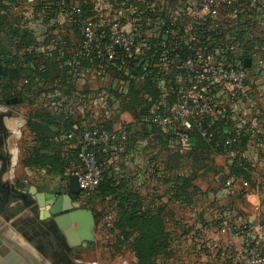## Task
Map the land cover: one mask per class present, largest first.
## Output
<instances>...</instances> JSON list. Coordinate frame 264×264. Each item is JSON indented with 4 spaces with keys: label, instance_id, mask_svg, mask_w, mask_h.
<instances>
[{
    "label": "built area",
    "instance_id": "2783aa9c",
    "mask_svg": "<svg viewBox=\"0 0 264 264\" xmlns=\"http://www.w3.org/2000/svg\"><path fill=\"white\" fill-rule=\"evenodd\" d=\"M17 1L32 5L36 0ZM114 1L117 17L90 14L80 0H50L37 19L45 21L53 41L61 39L66 24L77 31L76 65L86 58L98 61L95 71L104 64L114 65L129 77L126 85L133 78L154 88L153 96L144 93L150 102L149 114L138 124L156 127L173 145L189 144L196 130L221 148L230 164L248 171L254 152L264 148V44L251 32L237 44V35L231 33L249 20L264 33V0ZM109 18H113L112 26L106 28L102 23ZM32 23L26 5L20 25L31 29ZM206 26L224 35L222 43L206 44ZM166 76H171L173 85L166 86ZM75 105L82 108L78 102ZM79 124V166L72 173L77 175L81 193H89L102 179L96 149L108 151L115 163L136 125L126 122L108 129L89 126L83 119ZM219 128L223 139L217 137ZM236 184L247 187L249 182L227 169L223 190L233 191ZM236 221L218 222L222 233L233 231L240 241L239 247L219 253L228 264H264V221Z\"/></svg>",
    "mask_w": 264,
    "mask_h": 264
},
{
    "label": "rangeland",
    "instance_id": "374dc122",
    "mask_svg": "<svg viewBox=\"0 0 264 264\" xmlns=\"http://www.w3.org/2000/svg\"><path fill=\"white\" fill-rule=\"evenodd\" d=\"M8 1H12L11 21L16 23L13 17L15 15L19 21L25 18V3ZM112 19L109 18L102 24L109 28L112 26ZM87 66L90 70L87 78H95L93 81L99 80L100 77L106 78V75L109 78L121 76V72L114 65L104 64L99 67L100 71H95L96 66L92 63L91 67ZM52 72L53 75L57 74L56 70ZM163 80L166 86L174 83L171 76H166ZM26 84L23 102L16 98L19 101L13 104V109L19 114L18 128L2 146L1 151L10 154L8 172H13V168L17 166L20 167L21 174L35 187L42 185L57 190L65 186L72 173L70 171L65 177L45 174L42 169L30 168L24 164L23 160L31 154L33 145L42 143L36 129L26 125L28 115L35 113V119L39 121L41 118L45 119L48 114L57 116L68 109L67 111L75 117L80 115V119L89 126L102 125L117 129L126 122L136 125L141 118L147 119L149 114V99L138 94L137 90L142 88V85L137 82L133 89L128 90V87L119 82L112 86L104 84L103 81L96 89L86 87L83 92L74 86L66 87L57 78L34 80ZM147 90L150 96L155 94L153 87L148 86ZM97 92L98 95L95 94ZM76 102L82 106L81 109L76 108ZM152 128L149 126L148 130ZM148 133L140 132L132 138L134 150H137V154H144L143 167L139 166L138 161L131 165L123 149L118 153L112 168L121 173L126 168L133 167L129 172L130 202L135 201L137 208L147 212V219L150 221H147L146 228L153 236L148 238L146 246H151L141 247L139 242L140 237L144 235L143 231L138 227L124 225V221H120L118 204L123 205L125 202L123 190L117 193L115 199L92 200L89 193H82V198L75 201L79 203L80 209L93 212L89 228L91 239L72 248L69 252L70 259L75 264H228L227 257L221 259L218 254L224 246L226 252L239 247V240L223 239L229 235L235 236V232L227 230L222 233L219 223L206 224L203 218L209 213L214 220L220 216V207L230 204L232 206L242 200L244 190L237 191V187L225 197H217L215 193L216 188L223 186L227 164L230 163L223 154L207 153L206 140L197 134H192L189 144L173 145L159 129ZM71 164V170H76L79 166L77 159ZM257 178L264 202V170L259 171ZM263 212L261 214L264 219ZM263 219L261 220L264 221ZM164 237L169 241V248L162 250L160 246L165 240Z\"/></svg>",
    "mask_w": 264,
    "mask_h": 264
},
{
    "label": "trees",
    "instance_id": "16d2710c",
    "mask_svg": "<svg viewBox=\"0 0 264 264\" xmlns=\"http://www.w3.org/2000/svg\"><path fill=\"white\" fill-rule=\"evenodd\" d=\"M11 7L12 1L0 0V106L13 104L11 100L14 98H20L21 102H23L24 86L27 85V82L29 84L30 81H39L41 79L55 80L57 78L66 87L73 86L72 79H69L68 82L66 81L73 71H75V64L72 61L74 52L72 48H76V44H71L69 41L71 40L70 34L66 33L62 39L64 41L62 44H52L54 48L39 51L37 50L39 44H36L35 37L27 28L20 25V21L15 14L13 17H15L14 21H16V23L11 21ZM75 33L78 36L77 31H75ZM231 35H237V40L241 38L238 32H232ZM223 40L224 35H220L218 30L208 29L206 26V44H218L222 43ZM234 43L236 42L233 41L232 44ZM43 45L46 46L47 44ZM116 61L120 62V60ZM91 63L97 65L98 61L87 58L85 60H80V66L84 68L89 69L87 65L90 66ZM52 66H54V69H52ZM52 70H56L57 74L53 75ZM119 74L121 76H119V81L117 82L121 83L124 87H128V90L133 89L136 81L130 78L129 84L126 85V80H128L129 77L125 76L123 72ZM23 80H25V82L20 86ZM137 83L142 85V88L137 90L138 94L140 93L142 97L144 93H148L147 89L150 85H148L149 83L147 84V82ZM67 110H63L64 113L57 116L48 114L45 119L41 118L39 121H36L35 113L28 115L26 125L36 129L37 136H39L38 138L41 139L40 142L42 143L40 145L37 143L33 145L34 147L32 148L31 154L23 160L26 166L42 169L45 171V174L59 175L62 177H65L70 171L71 173L75 171L71 170V163L73 160L77 159V153L80 148L78 138L77 141H75V138L80 131L79 123L81 119L80 115L74 117V115ZM149 126L152 125H148L146 122L136 124V128L140 130L142 134L155 132L157 130L154 126H152V130H148ZM221 130V128L217 130V132H219L217 134L218 138H222L223 136ZM69 134L72 135V138H70L71 140L63 138V136ZM132 134L133 136L138 135L137 133ZM192 134L199 135L196 130H193ZM202 139L205 140L204 138ZM203 140L200 139L201 142L205 143ZM205 144L207 153L223 154V150L217 148L211 142L206 141ZM96 154L98 163L102 168V179L98 186L89 192V198L92 200L106 198L115 199L117 193L123 190L125 202H123V205L118 204L120 207V221H124V225L129 227H138V229H141L144 235L140 237L139 244L141 247L149 248L151 244L149 246H146V244L149 240L148 238L153 236V233L147 230L146 223L150 220L147 219V212L145 210L137 208L135 201L133 203L130 202L131 197L129 189L131 188V182L129 180V175L125 177L124 171L117 173L113 170L112 167L115 165L113 164L114 162L110 161V153L108 151H104L101 147H98L96 149ZM227 169L229 173H234L236 176L247 181L250 180L248 171L235 162L227 164ZM225 176L227 177V174ZM138 204L141 203L138 202ZM164 239V242L160 246L162 250L169 248V241L167 242L166 237H164Z\"/></svg>",
    "mask_w": 264,
    "mask_h": 264
},
{
    "label": "water",
    "instance_id": "95a60500",
    "mask_svg": "<svg viewBox=\"0 0 264 264\" xmlns=\"http://www.w3.org/2000/svg\"><path fill=\"white\" fill-rule=\"evenodd\" d=\"M245 63L248 64L249 60L246 59ZM17 101L19 100L16 98L11 100L12 103ZM15 115L12 110L0 112V233L7 231L8 224L5 223L11 217L24 209H30L33 217L24 222L28 234L23 229L16 230L35 248L37 256L0 235V264H44L45 261L51 264H75L70 259L69 252L91 239L89 228L93 216L92 211L80 209L79 203L71 196L82 192L77 175L72 173L67 178L66 186L57 190L31 184L21 187L17 179L13 182L2 180L10 166L9 153L1 151L9 135L4 117ZM15 200L19 201L20 205L5 214L8 203ZM33 205L39 208L38 211L32 208ZM10 225L14 226V223ZM22 259H25V262H22Z\"/></svg>",
    "mask_w": 264,
    "mask_h": 264
},
{
    "label": "crops",
    "instance_id": "0c3cea01",
    "mask_svg": "<svg viewBox=\"0 0 264 264\" xmlns=\"http://www.w3.org/2000/svg\"><path fill=\"white\" fill-rule=\"evenodd\" d=\"M49 1L50 0H36L34 1L32 5L26 4L28 13L30 14V17L32 18V21H33L32 28L28 30L35 37L36 44H39V46L37 47V50L39 51H43L49 48H54L52 44H62L64 42L62 39L66 35L67 30H69L68 33L70 34V38H71V40L69 41L71 42V44H76L77 38H78L74 29L68 26L67 24L66 25L64 24L65 26H63V30L60 33L61 39L60 40L55 39L53 41L54 36L51 33L49 27H47V24L45 23V21L43 22L37 19L38 15L41 12L45 11V6L49 5ZM80 1L86 3L85 6L83 4L82 5L84 6V9L86 10V12H89L90 14H94L96 16H102V17L119 16V14L115 13L116 9L114 8V3H115L114 0H80ZM237 32L240 33L241 35V38L238 39L237 44H241L243 37L246 36L247 34H250V32L256 38L259 39L261 44H264V33L261 31L260 25L253 23V20L242 21L239 25V31L237 30ZM73 33L75 35H73ZM43 44H47V45L44 46ZM74 50L75 48H72V51ZM72 61L74 62V52H73ZM74 67H75V71H73V73L70 75V77L66 81L68 82L69 79H72L73 86L75 87V89H78L81 92H83L84 88L86 89V87H89V89H96L97 87L101 85L103 81H104V84H111L112 86H115L117 81H119L118 78H112V77L109 78L108 75H106V78L100 77L99 80L93 81L95 78L94 79L87 78L88 77L87 73L90 72L89 69L86 68V70H84V67L80 66V63L78 65L75 64ZM76 72H80L78 76L75 74ZM121 82L123 83L122 80ZM13 104L11 105L6 104V105L0 106V112L12 110L16 113L15 116L4 117V124H5L6 129L9 132V135L6 138V142L10 139L12 135L16 133V129L18 128L17 118L19 114L17 111H15L16 109L15 110L13 109L14 108ZM133 133L140 134V130L136 128ZM132 137L134 138L135 136H133V134L131 135V138L129 139V142L124 152L126 153V156L128 157V162L131 165L134 163L136 164L138 161L139 166L143 167L145 164V161L143 162L142 160V159H145L144 154L140 152L137 154V150H134ZM63 138L67 140H71L70 138H72V136L66 135V136H63ZM75 141H77V137L75 138ZM250 163L251 164L249 165V168H248V175H250V180L248 181L249 185L247 187L237 186V189H238L237 191L244 190L241 196L242 200L236 202L232 206L230 204V205H225V206L220 207L219 208L220 210L219 212H221L220 216L218 218H215L214 220H213V217L209 213L208 214L206 213V217L203 218L206 221V224L207 223L217 224L220 221H225L229 223L230 221H236L237 219L245 220L251 224H255L257 220L263 219L261 212L264 211V202L262 201V198H261L259 181L257 177L259 176V171L264 170V148L259 149L254 152V158ZM132 168L130 167L126 168V170L124 171L125 177L129 175V172ZM11 171L12 170H10L9 172L7 171L8 173L6 172L3 175L2 180H8L10 182H13L14 180L17 179L19 180V185L21 187H23L24 185L31 184L30 181H28L27 178L24 177L23 174H21L20 167L17 166L15 167V169L13 168V172ZM66 184L67 182H65V186ZM45 187L49 188V186H45ZM232 192H234V190L226 192L225 190H223V187L221 186L219 188H216L215 190V193H217V197H223V196L225 197L228 193H232ZM19 205H20V202L17 200L10 201L4 213L9 214L10 212H12V210H14ZM44 207L47 208V206H44ZM32 208H35L37 211L39 209V208H36L34 205ZM32 217H33V212L30 209H24L22 212L11 217L5 223V224H8V227L6 229L7 231L0 233V235L4 236L7 239H10L15 244L19 245L21 248L27 250L29 253L31 252V254H33L34 256H37V252L35 248L23 237L21 232L16 230L17 228H20V229H23L25 233H27V228H26L27 225H25L24 222L27 219L32 218ZM46 221L48 222L49 219H47ZM13 223H14V226L10 225ZM237 238L238 237L236 235L235 236L229 235L228 238L225 237L223 239L226 241H237L239 240ZM222 240H220L219 242L221 243ZM225 249L226 247L224 246L222 250L226 252ZM225 252L223 254L226 255ZM218 256L219 258L224 259V256H222V253H219ZM24 260L22 259V262ZM25 264H28V263L25 262ZM44 264H51V263L48 261H45Z\"/></svg>",
    "mask_w": 264,
    "mask_h": 264
},
{
    "label": "flooded vegetation",
    "instance_id": "af4514ba",
    "mask_svg": "<svg viewBox=\"0 0 264 264\" xmlns=\"http://www.w3.org/2000/svg\"><path fill=\"white\" fill-rule=\"evenodd\" d=\"M82 193L80 192L79 194H71L73 200H76L77 198H82Z\"/></svg>",
    "mask_w": 264,
    "mask_h": 264
},
{
    "label": "bare ground",
    "instance_id": "6f19581e",
    "mask_svg": "<svg viewBox=\"0 0 264 264\" xmlns=\"http://www.w3.org/2000/svg\"><path fill=\"white\" fill-rule=\"evenodd\" d=\"M74 225V224H73ZM31 253V252H30Z\"/></svg>",
    "mask_w": 264,
    "mask_h": 264
}]
</instances>
